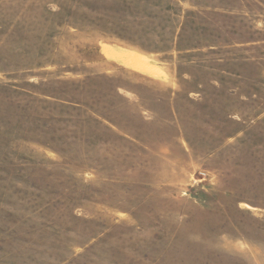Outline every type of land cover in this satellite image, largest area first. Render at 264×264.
<instances>
[{
	"label": "rangeland",
	"instance_id": "1",
	"mask_svg": "<svg viewBox=\"0 0 264 264\" xmlns=\"http://www.w3.org/2000/svg\"><path fill=\"white\" fill-rule=\"evenodd\" d=\"M0 264H264V0H0Z\"/></svg>",
	"mask_w": 264,
	"mask_h": 264
},
{
	"label": "bare ground",
	"instance_id": "2",
	"mask_svg": "<svg viewBox=\"0 0 264 264\" xmlns=\"http://www.w3.org/2000/svg\"><path fill=\"white\" fill-rule=\"evenodd\" d=\"M116 53V52H115ZM118 55H121L119 53H117ZM125 61H127L128 63L130 64H133V65H138L140 67H147L146 63L144 60H142L141 58H138L137 56H134L133 54H126L125 57H122Z\"/></svg>",
	"mask_w": 264,
	"mask_h": 264
}]
</instances>
